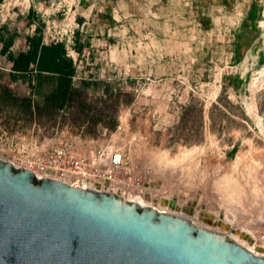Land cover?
Segmentation results:
<instances>
[{"label": "rangeland", "instance_id": "obj_1", "mask_svg": "<svg viewBox=\"0 0 264 264\" xmlns=\"http://www.w3.org/2000/svg\"><path fill=\"white\" fill-rule=\"evenodd\" d=\"M6 1L15 15L22 0ZM120 6L118 23L78 22L88 58L63 109H35L22 118L1 112L0 149L20 139L120 149L130 170L149 174L161 193L180 202L197 194V209L205 204L220 217L232 209L264 247V0H124Z\"/></svg>", "mask_w": 264, "mask_h": 264}, {"label": "water", "instance_id": "obj_2", "mask_svg": "<svg viewBox=\"0 0 264 264\" xmlns=\"http://www.w3.org/2000/svg\"><path fill=\"white\" fill-rule=\"evenodd\" d=\"M212 225L0 158V264H264L227 233L238 229Z\"/></svg>", "mask_w": 264, "mask_h": 264}, {"label": "built area", "instance_id": "obj_3", "mask_svg": "<svg viewBox=\"0 0 264 264\" xmlns=\"http://www.w3.org/2000/svg\"><path fill=\"white\" fill-rule=\"evenodd\" d=\"M10 6L14 4L6 0L0 1V24L11 15ZM3 7L6 11L4 15ZM53 7L51 12L43 13V43L63 42L67 56L75 60L78 55L75 45L79 23L75 14H71L69 10L63 11L62 6ZM58 12L62 13L59 19L56 16ZM35 29V25H32L28 32ZM0 68L3 67L0 65ZM76 78L78 76H72L73 82ZM2 150L7 156L0 155V158L16 167L31 170L39 178L49 177L74 187L117 192L129 200H132L128 198L129 195L144 198L143 193L149 187L148 184H155L152 179L147 178L149 174L138 175L131 171L127 158L120 149L93 147L90 150H78L64 140H48L42 143L37 139H20L8 142Z\"/></svg>", "mask_w": 264, "mask_h": 264}, {"label": "crops", "instance_id": "obj_4", "mask_svg": "<svg viewBox=\"0 0 264 264\" xmlns=\"http://www.w3.org/2000/svg\"><path fill=\"white\" fill-rule=\"evenodd\" d=\"M1 1V0H0ZM56 0H22L16 6L15 15L11 14L9 18L0 24V59L1 66L0 74L4 77V83L0 82V114L6 112L16 117H28L29 114L34 113V102L41 104L42 95L48 92L53 84L49 79L54 78L52 72L43 71V75H47V82L36 79V67L32 65V70L27 71L12 69V63L17 53L20 50H27L29 48L28 39L37 40L43 27V13L51 12V6H48ZM124 0H103V2L88 1L82 3L80 6H62V10H69V12L77 15L76 19L84 26L89 21L106 20L111 23H118L121 16L120 10L124 9L122 5ZM103 6H98V5ZM14 13V12H13ZM61 12L56 14L57 18L61 17ZM14 15V16H13ZM35 25L36 29L33 32H28V28ZM41 36V35H40ZM42 40V37H41ZM43 41V40H42ZM76 41L78 55L74 61L75 73L73 76L80 74L79 67L82 58H88L84 55L85 47L87 46L88 38H84L83 34L77 30ZM82 52V53H80ZM84 73H86L84 71ZM31 78V85L28 84V79ZM74 84V83H73ZM13 85H18L26 95L17 93ZM21 95V96H19ZM31 99V106L29 107L28 99ZM60 110V109H58ZM26 114V115H25ZM34 115V114H33ZM6 115H4L5 117ZM5 133V132H4ZM2 137V135H0ZM5 138H7L5 136ZM8 139V138H7Z\"/></svg>", "mask_w": 264, "mask_h": 264}, {"label": "trees", "instance_id": "obj_5", "mask_svg": "<svg viewBox=\"0 0 264 264\" xmlns=\"http://www.w3.org/2000/svg\"><path fill=\"white\" fill-rule=\"evenodd\" d=\"M39 34L37 40L28 39L29 48L20 50L12 63V69L27 71L32 70V65L36 67V79L47 82V75H43V71L52 72L53 80L49 79L53 86L42 95L41 104L34 102V110H58L63 109L73 95L78 91L73 84L72 76L75 73V64L71 57L67 56L65 45L63 42L43 43ZM77 44V41H76ZM2 48H0V51ZM31 78L28 84L31 85ZM29 107L31 99H28ZM192 105L185 106L180 113V124L185 121L188 109Z\"/></svg>", "mask_w": 264, "mask_h": 264}, {"label": "bare ground", "instance_id": "obj_6", "mask_svg": "<svg viewBox=\"0 0 264 264\" xmlns=\"http://www.w3.org/2000/svg\"><path fill=\"white\" fill-rule=\"evenodd\" d=\"M0 155H4L6 157L7 153L4 152L3 150H0ZM152 183H154V181ZM148 186L149 187H147V189L143 193L144 198H141V197L136 196V195L135 196L129 195L128 198H130L132 200H137L138 203H140L142 205L155 206L159 210H164V211H168V212H174V213L186 215L189 218H192V219L194 218V220L197 221L199 224H203V225L207 226L208 228H214L216 230H220L219 226H213L212 223L215 220H217V221L220 220L224 225L228 224V226L233 227L235 229H238V232H231L230 230L227 232L229 234V236L232 237L236 242L240 243L241 245L245 246L249 250L253 251L255 254H259V255L264 254V247L257 245V242H256V240L252 234V231L250 230L251 227L250 226L248 227V225L251 223L248 220H246V221L244 220V223L242 222L243 224L237 223V222H239L238 217L234 214L235 212L231 211L232 209L230 211L228 209L224 210L222 213V216L220 217V216H217V214L215 212H214L215 213L214 214L213 212L208 210L206 208L207 206H205V204H201V208L197 209V207H196V205L198 203L197 202L198 201V195L197 194L191 196L190 198H187L185 202H180L177 199H175L169 195H165V194L161 193V186H159V188H158L157 184H156V187L150 186L149 184H148ZM254 192H255V189H254L253 193ZM255 193L253 194L254 198H256ZM256 194H258V193H256ZM161 198L165 199L166 203L160 204L159 201ZM254 201L256 202V200H254ZM258 201H259V199H258ZM173 202H174L176 207H174ZM199 202H200V200H199ZM255 202H252V203H255ZM186 206H189V212H185ZM262 207H264V206H262ZM258 209L259 208H257V210ZM238 211L241 212V210L239 208H238ZM200 212L206 214L204 216L205 219L208 218V215L212 216L210 218L211 219L210 225L203 223L202 221L197 220L198 214ZM239 213H238V215H239ZM218 215H219V213H218ZM260 215H262V214H259V216ZM262 219H263V217H262ZM242 234H244V236L246 235L247 237H244ZM249 239H252V242H250ZM258 247L260 248V250L258 249Z\"/></svg>", "mask_w": 264, "mask_h": 264}]
</instances>
